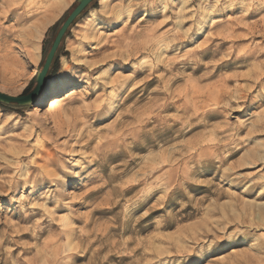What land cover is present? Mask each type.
I'll use <instances>...</instances> for the list:
<instances>
[{
  "label": "rangeland",
  "instance_id": "obj_1",
  "mask_svg": "<svg viewBox=\"0 0 264 264\" xmlns=\"http://www.w3.org/2000/svg\"><path fill=\"white\" fill-rule=\"evenodd\" d=\"M8 1L20 96L78 0L35 60L56 0ZM50 79L75 92L0 106V264H264V0H96Z\"/></svg>",
  "mask_w": 264,
  "mask_h": 264
},
{
  "label": "bare ground",
  "instance_id": "obj_2",
  "mask_svg": "<svg viewBox=\"0 0 264 264\" xmlns=\"http://www.w3.org/2000/svg\"><path fill=\"white\" fill-rule=\"evenodd\" d=\"M70 1L71 0H56L55 2H53L52 7H51V11H50L51 14L49 16L45 17L46 18L45 21L43 20L44 22L42 24H40V26L38 28L36 27L35 30L28 31L27 34H25L26 36H28L29 46L31 47V50H32L31 51V60H35L36 57L38 56V51L40 49L38 46V43H39V40L41 39L40 35L42 33V30L46 26H48L56 18V16L58 14H60L63 10H65V8H67ZM106 1L107 0H101V3L105 4ZM20 2H21V0H14V1H8L7 2L8 11H7V15L5 16V20L9 21L18 15L16 9H19V7H23V5H21ZM184 3H186V1L183 2V4ZM16 6H18V7H16ZM28 9H29V7H28ZM28 16H29V14H28ZM34 28H35V26H34ZM7 45H9V42L7 40L0 41V60H3L1 62V65H0L1 66L0 72L2 73L4 79L8 78L9 76H12L11 73H13V72H11V71H12V69H14L13 67H11L12 68L11 69L10 68L11 65H9V63L7 62V60L11 59L10 57H12V55H10V52L5 50L6 49L5 47H7ZM67 87H68L67 84H62L61 86H55V82L53 80H51V79L47 80V82H46L44 88L42 89L41 93L34 99L35 107H41L42 105L48 104V101L50 100V98L56 99L58 97H62L63 95H66L67 93H69L71 91V90L69 91V89ZM74 92H75V90L72 89L71 94H73Z\"/></svg>",
  "mask_w": 264,
  "mask_h": 264
},
{
  "label": "water",
  "instance_id": "obj_3",
  "mask_svg": "<svg viewBox=\"0 0 264 264\" xmlns=\"http://www.w3.org/2000/svg\"><path fill=\"white\" fill-rule=\"evenodd\" d=\"M96 0H78L75 7L68 13L64 21L62 22L59 30L56 33L51 48L46 56L41 71L36 76V85L27 94L20 96H12L0 91V103L3 104H16L19 106L28 105L34 101V99L41 93L47 80L49 79L51 67L53 65L56 54L60 48V45L65 38L67 32L76 22V20L95 2Z\"/></svg>",
  "mask_w": 264,
  "mask_h": 264
},
{
  "label": "trees",
  "instance_id": "obj_4",
  "mask_svg": "<svg viewBox=\"0 0 264 264\" xmlns=\"http://www.w3.org/2000/svg\"><path fill=\"white\" fill-rule=\"evenodd\" d=\"M56 36V35H55ZM55 38V37H54ZM54 38H53V40L51 41V43L46 47V39L44 40V44H43V52H44V61H45V59H46V56H47V54H48V52H49V50H50V48H51V45H52V43H53V41H54ZM59 51V50H58ZM57 54H58V52H57ZM57 54H56V57H55V59H54V62H53V65H52V67H51V71H50V75H49V77L50 76H52L54 73H55V71H56V64H57ZM0 106H4L3 104H1L0 103Z\"/></svg>",
  "mask_w": 264,
  "mask_h": 264
}]
</instances>
